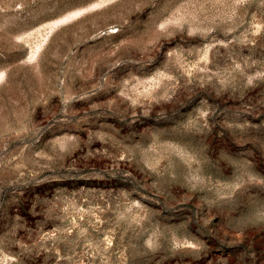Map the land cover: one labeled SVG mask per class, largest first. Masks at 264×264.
<instances>
[{
	"label": "rangeland",
	"instance_id": "obj_1",
	"mask_svg": "<svg viewBox=\"0 0 264 264\" xmlns=\"http://www.w3.org/2000/svg\"><path fill=\"white\" fill-rule=\"evenodd\" d=\"M0 264H264V0H0Z\"/></svg>",
	"mask_w": 264,
	"mask_h": 264
}]
</instances>
